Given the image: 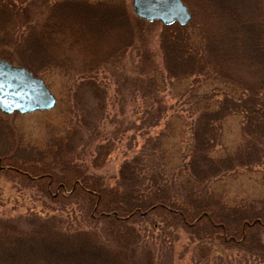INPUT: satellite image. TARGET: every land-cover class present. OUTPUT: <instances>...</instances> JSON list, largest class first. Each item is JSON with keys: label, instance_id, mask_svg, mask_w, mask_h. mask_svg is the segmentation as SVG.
Instances as JSON below:
<instances>
[{"label": "trees", "instance_id": "obj_1", "mask_svg": "<svg viewBox=\"0 0 264 264\" xmlns=\"http://www.w3.org/2000/svg\"><path fill=\"white\" fill-rule=\"evenodd\" d=\"M59 1L67 10L51 16L54 25L59 24L53 33L57 48L42 49L54 26L46 20L40 24L46 34L33 37L35 41L26 39L25 50L43 54L42 68L79 72L83 77L79 87L92 96L97 94L93 84L98 70L130 46L144 61L142 73L151 82L160 72L169 81L193 80V86L183 90L197 112L188 160L179 180L175 175L170 179L163 172L166 162L159 157L156 141H145L132 160L122 162L115 186L107 185L94 171L103 165L110 145L96 143V112L81 100L86 117L58 137L50 135L45 148L0 146V175L40 192L49 207L45 212L0 213V264H173L171 246L165 249L174 238L170 232L186 235L184 252L195 239L203 241L202 264H264V198L232 205L211 186L237 168H264V0H248L243 11L234 4L244 0H202L198 9L187 2L197 16L193 14L186 25L160 28V69L146 48L156 21L136 18L123 0ZM12 6L0 3V26L16 22ZM221 8L226 15L218 17ZM204 10L205 17L199 16ZM68 13L76 14L81 27L72 28ZM97 13L118 23H105L100 29L103 23L95 21ZM57 17L64 18L56 24ZM64 26L70 29L65 31ZM12 41L0 34V47ZM11 55L0 49L1 58L17 63ZM76 60L79 66L73 64ZM22 66L34 75L40 71L39 66ZM231 114L246 118L244 135L231 150L219 153L212 132Z\"/></svg>", "mask_w": 264, "mask_h": 264}, {"label": "rangeland", "instance_id": "obj_2", "mask_svg": "<svg viewBox=\"0 0 264 264\" xmlns=\"http://www.w3.org/2000/svg\"><path fill=\"white\" fill-rule=\"evenodd\" d=\"M85 1L99 2L101 0ZM181 1L189 10V21L193 14L195 16L197 14L196 12L193 13V9L188 7L187 2L193 4L192 7L196 9L203 2L202 0ZM59 2V0H0L3 5L9 3L13 5L14 14L11 18L16 20V22H4L5 24L0 26V34L9 35L13 40L5 47H0V49L3 48V50L12 52L14 56L11 55V58L14 62H17L15 64L22 65L24 63L34 69H38L37 66H39L40 71H38L37 76L43 79L56 98L54 107L49 110H39L19 115L1 114L3 128H0V146L9 143L11 147L21 144V146L27 145L36 149L45 148V143L50 135L58 137L66 128L76 123L78 118L82 120L86 117L83 113L85 110H83L82 100L87 104L89 103L92 111L96 112L94 113L96 114L94 121L99 127L96 143H108L110 145L108 152L103 156V165L94 171L104 176L107 185L115 186L120 165L125 160H132L135 157L133 152L138 151L145 141L150 143L156 141V150L160 152L159 157L166 162L165 171L163 170L164 174L170 179L175 175V181H178L180 171L185 172L186 161L188 160L186 149H188L191 141L192 121L197 113L192 101H188V94L183 90L185 86L187 88L189 85L193 86L194 81L185 83L169 81L164 79L163 72H160L161 74L156 75L155 82H151L149 77L142 73L144 61H141V57L131 46L122 51L118 55L119 57L111 59L107 65L98 70L94 77L95 84L93 85L97 86L95 88L97 94L94 96L79 87L83 77L76 70L66 71L58 67L42 68L45 65L43 54L35 52L30 55L25 50L26 44L23 42L29 37L35 41L40 34H46L44 27L40 24L45 23L47 20L54 25L53 20L55 18L51 16L54 14L58 16V11L67 10ZM246 2L248 0H244L243 4H234V8L241 11L246 10ZM123 4L129 12L135 15L131 10V0H123ZM203 12L200 11L199 16L206 15V10ZM75 15V13H68V20L72 21V28H79L81 27L78 23L80 20ZM217 15L218 17L225 16V9H219ZM94 18L98 25L103 23L99 25L100 29L105 28V23L112 26L118 23V21H113L111 18H106L98 13L95 14ZM57 19L56 24L62 20L61 17H57ZM58 25L52 26L50 28L52 32L46 34L42 47L45 51L57 48V41H55L57 35L53 33L58 29ZM9 26L11 27L8 28ZM162 26L158 21L150 26L152 31L146 46L154 55L153 60L157 69H160L158 65L161 64L158 35L162 30L160 29ZM64 27L65 31L69 28L68 26ZM92 30L99 31L98 26H93ZM35 36L37 37L33 39ZM52 36L54 37L53 41L50 39ZM67 40L70 42L69 38ZM141 47L139 44L138 48ZM29 57H33V61L28 60ZM34 63L38 64L34 65ZM73 64L75 66L80 65L78 60ZM148 84L149 86H147ZM201 88L204 90L209 89L208 86ZM76 91H79V93L77 94ZM80 92L83 93V96ZM207 92L208 94L212 93V89ZM246 122V118L240 114H231L225 117L219 126L215 125L214 132H212L213 138H211L216 140L215 149L221 153L225 149L231 150L235 147V144L244 135L241 128H244L243 125ZM218 138L219 140H217ZM5 179L4 176L0 175V213L18 215V213L21 214L27 210L41 212L49 210L48 200L43 198L40 192L35 189L23 188L17 180ZM145 182L146 180H144ZM211 186L213 190L222 193L220 194L223 196L222 198L232 205L262 199L264 198V168L260 166L237 168L217 178L216 181L211 183ZM142 226L137 225L140 228ZM158 231L157 233H159ZM159 234L163 236L162 232ZM170 235H173L174 238L171 242H166L165 249L171 246L170 257L173 258V264H202L204 256L199 258V245L203 241L200 242V240L195 239L192 241V247L184 252V244L188 242L186 235H177L172 232H170Z\"/></svg>", "mask_w": 264, "mask_h": 264}, {"label": "water", "instance_id": "obj_3", "mask_svg": "<svg viewBox=\"0 0 264 264\" xmlns=\"http://www.w3.org/2000/svg\"><path fill=\"white\" fill-rule=\"evenodd\" d=\"M131 10L147 22L160 21L163 25L186 24L190 13L181 0H131ZM55 97L44 81L25 67L13 65L0 58V111L5 114L30 113L49 110Z\"/></svg>", "mask_w": 264, "mask_h": 264}]
</instances>
